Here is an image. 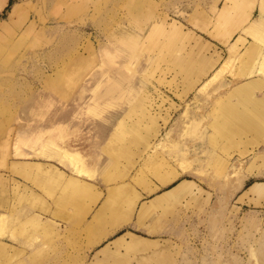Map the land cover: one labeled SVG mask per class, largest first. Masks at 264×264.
<instances>
[{
	"label": "rangeland",
	"instance_id": "1",
	"mask_svg": "<svg viewBox=\"0 0 264 264\" xmlns=\"http://www.w3.org/2000/svg\"><path fill=\"white\" fill-rule=\"evenodd\" d=\"M261 1L20 0L0 13L11 9L0 23V264H264V143L223 121L245 80L264 84L263 73L243 75L246 50L262 45L246 31L264 22ZM129 110V125L161 114L165 145L152 150L158 136L140 158L119 139L124 152L113 159L104 145ZM61 123L79 131L95 173L73 174L47 156L48 143L33 144L35 130ZM21 151L88 191L66 199L64 179L21 178L9 169ZM172 172L180 175L162 186Z\"/></svg>",
	"mask_w": 264,
	"mask_h": 264
},
{
	"label": "bare ground",
	"instance_id": "2",
	"mask_svg": "<svg viewBox=\"0 0 264 264\" xmlns=\"http://www.w3.org/2000/svg\"><path fill=\"white\" fill-rule=\"evenodd\" d=\"M7 2H8V0H0V8L7 5ZM259 8H260L262 14H264V1L263 0L259 3ZM260 21H261L260 19H254L251 22L250 27L246 30L247 34L251 33V34H254V36L257 35V37L259 38L260 44H262L260 47L256 46V45H251L246 50L245 54L243 55L244 56L243 57V75L246 78L252 76L255 73H263L264 74V53L261 50L262 46L264 45V35H263V33L261 35V32H260V30L262 28L264 29V22H260ZM1 25H0V28H1ZM227 63H226V65H223V66H227ZM109 66H111V65H109ZM223 66L214 74V77L218 76V75L220 76V73L222 72ZM126 67H128V66H126ZM109 82L110 81H108V83ZM116 87H118V86H116ZM262 88H264V84L258 78L247 79V80H245L243 85L240 88H238V91H239L238 95L235 97L232 95L229 96L228 100L225 102V105L223 106V111H224L223 112V115H224L223 121L225 122V126H227V127L230 126L231 127L230 129L237 132L240 136L243 134H250L254 139L258 140L259 145L264 143V95H260V96L253 95V96H251L250 92H251V90L253 92H255V90L262 89ZM124 90H125V88H124ZM128 94H130V93H128ZM231 98H232V100H230ZM234 98L237 99V102L234 101ZM135 103H134L135 105H137V106L139 105V104H137V101ZM234 111H240L241 114L240 115L235 114ZM110 113H111V111H110ZM132 113H136V111L129 110V112L126 114V116L123 117L122 123L120 124L119 129L117 128L116 131L114 130L115 133L112 136L113 140L115 139L118 141L119 139H121L122 142L125 140H129L132 143H135L136 146H138V152L136 155H138V157H140V158H141V154L142 155L146 154L147 149L151 146V145H149L150 141L154 140L155 142H157L158 136H161L162 140L160 143H157V144L155 143V145L153 146L154 149L152 148V150L158 149V146L160 147L161 145H165V143H164L165 137H162V135L160 133L161 132L160 128L157 129V125L155 123L157 121L156 118L158 117L159 113L156 116L155 115L153 116L152 114L150 115V113H149L150 120L147 122L146 125L142 124L145 122V116L139 117L138 120H134V121L132 119L131 122H135L136 124L135 125H129L130 121H128V119L132 116L131 115ZM137 113L139 115L141 112L139 111ZM159 115H161V114H159ZM162 118H163V125H166L169 121V116L166 115L165 117H162ZM195 124L196 125H193L191 127H187V130H191L193 132L197 131L199 129V124L198 123H195ZM84 127H85V125H84ZM232 130L227 132V135H228V133H234ZM169 133L168 132L166 133L167 138H169ZM187 135H188V133H187ZM202 135H204V134H202ZM155 136H156V138H155ZM222 136L225 137L224 135H222ZM30 137H32L33 144L38 145L41 142L42 143H48L49 146H51L52 150L49 148V150L47 152V156L58 155V157H60V159H58L59 163H61L62 166H63L64 161H68V163L71 165L70 169H73V171L71 170L73 172V174L79 175V173H80L81 175H85V174L87 175L88 173L93 174L97 171L96 165L92 161L89 160L88 149H86L84 146L82 147L81 143L77 142L78 140L81 139V134L76 129L73 130V129L69 128V126L61 123L55 127H52L49 129L46 128V130H35ZM213 142L217 143V144L223 143V142L221 143L219 140H216V139L213 140ZM227 142L229 143L228 140H227ZM30 143H32V142H30ZM23 145H24V143H23ZM118 145H119V143L117 142V148L114 149L113 153L123 154L124 150L122 149L121 151H119ZM25 148H28V147L26 146ZM29 148H31V147H29ZM104 149L109 154L112 153L111 152L112 148L110 146H105ZM41 151L43 154V148L41 149ZM41 151H39V152H41ZM224 151L227 153V155H226L227 158L223 161V164H224L225 168H228L229 167L228 161H229V158L231 157V155H230L231 152L227 148L224 149ZM187 152H189V151L187 150L186 152L183 151L181 153V155H182L181 160L186 161L184 158H186L185 155H187ZM21 153H22V151H21ZM21 153H18V155L16 154L17 155L16 157H18V158L22 157L21 158L22 160H17L16 162H14L18 166H21L20 164H28V163L31 164L32 161H39V162L42 161V160L38 159L39 158L38 156H40V155H38V152H36L37 154H35V155H30L26 152L25 153L23 152L24 154L22 153V155L20 156L19 154H21ZM33 157H35L36 159H33ZM45 163L49 164V166L51 165L53 167L52 169L55 170L56 172L60 171L59 174L62 172V174H60V177H63V179L66 181V184H67V186H66L67 187L66 188L67 194L66 193L65 194L68 196H66V199L72 198L74 196V194L86 193V192H84L85 190L81 186L82 181L79 178H77L76 176H73V175H68L65 171L61 170V168L59 166H56L50 162H45ZM171 163L172 162L165 160V161H163L162 166L164 168L169 167V166L173 165ZM188 164H190V163H188ZM64 165H65V163H64ZM98 165H100V164H98ZM187 166H189V165H187ZM172 167H170V168H172ZM183 168H184V166H183ZM223 170H225V169H223ZM168 171H170V170H168ZM174 171H177V170L174 169ZM181 171H182L181 173H183V172H185V169H183V170L181 169ZM179 172H180V170H179ZM196 172H197V170H196ZM198 172H199V170H198ZM82 173H84V174H82ZM47 174H48V172H47ZM179 175H180V173L175 174V172H172V173H169L168 176H163V177H160L158 179L160 180L161 185L164 186V185H167L171 180L174 181V179L177 178ZM13 180H14L15 184L21 186V182H19L16 179H13ZM36 183H38V182H36ZM83 184H89V185L93 186L90 183H83ZM62 193H64V192H62ZM168 193H166V194H168ZM169 194H171V190H170ZM60 196H62V195H60ZM63 196H65V195H63ZM166 196L167 195H165V197ZM144 204H143V206H144ZM137 238L138 239H136V240L140 241V239H139L140 237H137ZM117 240L118 239H116V241ZM118 243H120V241Z\"/></svg>",
	"mask_w": 264,
	"mask_h": 264
},
{
	"label": "crops",
	"instance_id": "3",
	"mask_svg": "<svg viewBox=\"0 0 264 264\" xmlns=\"http://www.w3.org/2000/svg\"><path fill=\"white\" fill-rule=\"evenodd\" d=\"M13 1V0H12ZM15 2H20V0H15L13 3L10 1V4H11V7H12V5L15 3ZM6 7V6H5ZM0 8V11L2 10H6V8ZM11 12V9H10V11L8 12V16H9V13ZM1 13V12H0ZM8 16H7V18H8ZM7 18H0V23L2 22V21H4V20H6ZM32 18V17H31ZM29 30H31V29H29L28 28V26L27 25H25L24 26V28L22 29V30H20L19 31V33L20 34H22V35H24V33H26V32H28ZM33 30V29H32ZM127 114V113H126ZM126 116V115H125ZM123 119V118H122ZM122 119L120 120V122H119V124L117 125V127H116V129L118 128L119 129V126H120V124L122 123ZM116 129H115V131H116ZM115 131H113V134L110 136V138H109V140H108V142L104 145V147L105 146H110L111 148H112V150H111V154H109L110 156H112V158L114 159V156H117V155H122V154H115V153H113V151H114V149L115 148H117V140H113L112 139V136L114 135V133H115ZM263 147V146H262ZM54 157H57L58 158V155H56V156H54ZM17 160H13V159H11L10 160V166H9V169H13V168H19V170H15V172L17 171L18 173H19V176L21 177V178H28V179H30L31 177V175H34L35 176V179H37L36 178V176L37 175H44V173L45 172H48L49 173V176L50 177H52L53 178V184L54 185H61L62 183H63V178L62 177H60V174H62V172L59 174V172H56L55 170H53L52 168V166L50 165L49 166V164H44V163H42L43 161H32V165L31 164H20L21 166H18V165H16L14 162H16ZM53 164V163H52ZM44 165V166H43ZM55 165V164H54ZM15 166V167H14ZM46 166H48V167H46ZM57 166V165H56ZM50 168V169H49ZM111 168H114V165L113 164H111L110 165V169ZM14 170V169H13ZM46 170V171H45ZM48 170V171H47ZM16 172V173H17ZM34 173V174H33ZM54 175H56V176H54ZM59 175V176H58ZM260 183H262V182H259V183H256V184H259L260 185ZM254 184V183H253ZM253 184H251V185H253ZM86 186H88V188L90 189V186H89V184H85ZM88 191V190H87ZM87 191H84V192H87ZM32 195H35L36 193L35 192H32L31 193ZM161 195H163V194H161ZM264 195V194H263ZM103 240V238H96V241H94V243H92V244H97V243H100L101 241ZM108 245V244H107ZM106 245V246H107ZM106 246H104V247H102L99 251H102V249H104ZM154 251V250H153ZM156 252V251H155Z\"/></svg>",
	"mask_w": 264,
	"mask_h": 264
},
{
	"label": "water",
	"instance_id": "4",
	"mask_svg": "<svg viewBox=\"0 0 264 264\" xmlns=\"http://www.w3.org/2000/svg\"><path fill=\"white\" fill-rule=\"evenodd\" d=\"M10 1H11V0H8L6 7H8V6L10 5ZM6 7H5V8H6ZM0 12H3V11L1 10ZM263 183H264V182H263Z\"/></svg>",
	"mask_w": 264,
	"mask_h": 264
},
{
	"label": "trees",
	"instance_id": "5",
	"mask_svg": "<svg viewBox=\"0 0 264 264\" xmlns=\"http://www.w3.org/2000/svg\"><path fill=\"white\" fill-rule=\"evenodd\" d=\"M11 2H12V0H11Z\"/></svg>",
	"mask_w": 264,
	"mask_h": 264
}]
</instances>
